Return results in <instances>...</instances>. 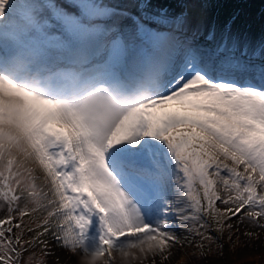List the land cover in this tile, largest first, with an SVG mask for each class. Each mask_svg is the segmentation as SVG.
Masks as SVG:
<instances>
[{"label":"snow or ice","instance_id":"snow-or-ice-1","mask_svg":"<svg viewBox=\"0 0 264 264\" xmlns=\"http://www.w3.org/2000/svg\"><path fill=\"white\" fill-rule=\"evenodd\" d=\"M231 28L208 44L150 0H0V264L45 236L111 264L177 223L264 229V42Z\"/></svg>","mask_w":264,"mask_h":264},{"label":"rangeland","instance_id":"rangeland-1","mask_svg":"<svg viewBox=\"0 0 264 264\" xmlns=\"http://www.w3.org/2000/svg\"><path fill=\"white\" fill-rule=\"evenodd\" d=\"M227 1L228 5L234 4L235 7L226 9L223 15H218L216 12L213 13V22L208 19L209 13L203 15L199 10L192 11V8H190L191 10L188 13L183 10L182 13L176 11L175 16L171 15L173 17L187 15L188 25L191 26L192 30H199L200 43H206L209 26L211 29L215 28L218 30L220 35L224 26L229 22H233L234 19L232 17L238 10H241V12L237 18V23L241 21V25H243V17H250L249 12H251L259 16L261 25L264 24V0ZM54 2H58V0H54ZM160 2H162L161 7L166 9L171 5L168 0H160ZM214 3L215 0H206L205 6H199V8H211ZM153 4L158 6L157 3ZM244 11L246 14H244ZM229 14H232L231 17ZM248 22L244 31L240 30L242 28H240L238 23V27H234L235 30L231 28V33L238 36L241 42L248 41L252 47H255L259 43L264 42V28L254 27L252 20ZM192 30L189 29V35H191ZM216 40H219V36H217ZM37 184L40 185L41 181L38 180ZM2 216L3 211L0 210V218ZM43 216V212L37 211L29 217H25V223L35 229L36 224L42 220ZM208 222L210 225L208 234L214 237L211 241H201L199 236H194L184 230L188 225L180 226L177 223L172 230L180 238V242L173 245L170 249L166 247L163 252L159 250L150 252L147 250V245H143L141 247L144 248V251H141L140 248H132L127 250V255L113 251L111 264H264V229L249 223L247 220L241 223L233 218L224 220L223 230L217 231L216 223L211 219ZM228 224H231L232 228H228ZM36 231H39V229ZM36 231L25 238L31 239L32 236L36 235ZM245 233H251L252 235H246ZM41 239H47L48 248H45L42 244H34L22 254V264H105V260H107V255L83 256L79 252L73 255L58 247L50 236H45Z\"/></svg>","mask_w":264,"mask_h":264},{"label":"trees","instance_id":"trees-1","mask_svg":"<svg viewBox=\"0 0 264 264\" xmlns=\"http://www.w3.org/2000/svg\"><path fill=\"white\" fill-rule=\"evenodd\" d=\"M170 2V6L168 7L167 10H169L170 13H173L174 11H176L177 9H180V11H182L183 7L182 4L185 1V5L190 9V8H195V7H199V6H205L206 0H182L183 2H181L180 0H168ZM152 5H154L153 3H157L158 6L156 7H160L162 2H160V0H151L150 1ZM250 13V17H248L249 20H252V23L255 22H259L258 21V16L257 14H252ZM210 18H212V15L209 16ZM246 18V16H245Z\"/></svg>","mask_w":264,"mask_h":264}]
</instances>
